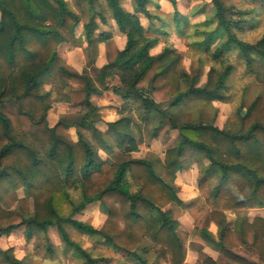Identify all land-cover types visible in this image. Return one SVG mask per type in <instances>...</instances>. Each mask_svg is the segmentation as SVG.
I'll return each mask as SVG.
<instances>
[{
	"label": "trees",
	"instance_id": "1",
	"mask_svg": "<svg viewBox=\"0 0 264 264\" xmlns=\"http://www.w3.org/2000/svg\"><path fill=\"white\" fill-rule=\"evenodd\" d=\"M77 1L92 4L95 0ZM131 1L133 10L129 13L120 0H106L126 43L98 73L102 90L92 80L63 70L68 82L65 86L72 87L70 83L75 82V89L84 91L85 113L78 120L62 116L49 125L51 92L42 90L43 80L59 61L57 51L62 44L73 51L70 42L77 36L79 19L64 0H0V236L24 227V237L29 240L56 228L83 264H96L68 237L64 230L67 225L83 236L100 238L107 248L122 253L133 264H148L150 250L165 264H188L190 234L173 219L172 210L182 205L174 185L175 174L183 167L181 159L186 151H191L208 161L204 173L216 179L206 200L208 212L191 235L217 255H208L195 264H264V218L256 216L249 221L247 212L264 208V92L249 104L243 116L237 112L240 123L236 132L195 122L184 114L183 106L226 101L225 83L232 67L227 66L216 80H212L214 71L210 70L202 87L194 88L193 81L181 88L184 75L179 71L180 54L168 46L158 54L149 53L158 42L157 36L149 35H167L168 27L185 24L176 1L164 0L171 7L167 14L170 19L154 0ZM211 3L213 16L204 26L215 23V27L204 33L202 40L188 44L215 61L236 50L247 73L264 86V28L254 43L242 42L232 30H244V22L228 16V6L222 0ZM149 6L160 13L152 14ZM95 15L104 21L95 9L83 28L93 53L110 37L108 33L95 36ZM138 15L149 21L146 28ZM177 33L190 37L179 29ZM107 78L120 84H108ZM102 91L137 103L138 129L123 115L125 107L118 120L105 124V133L97 129L101 120L91 99ZM162 101L169 102L168 108L163 109ZM142 123L152 126L151 137L166 124L168 133L176 137L163 160L154 154L144 159L132 157L138 152ZM68 127L90 131L98 149L80 132L73 141ZM105 136L112 137L114 144L106 142ZM99 151L105 154L104 159ZM19 190L22 197L17 194ZM92 203H99L106 217L102 224L74 219ZM226 211L235 215L231 226ZM210 224L217 227V242L208 231ZM10 252L0 251L7 264H26Z\"/></svg>",
	"mask_w": 264,
	"mask_h": 264
},
{
	"label": "rangeland",
	"instance_id": "2",
	"mask_svg": "<svg viewBox=\"0 0 264 264\" xmlns=\"http://www.w3.org/2000/svg\"><path fill=\"white\" fill-rule=\"evenodd\" d=\"M64 1L67 9L78 17L80 27L77 30V36L70 42V44L73 45V51L66 50V43L62 44L57 51L59 61L54 64L50 76L43 80L42 90L44 92H51L50 109L48 111L49 124L57 122L62 116H67L68 120L71 121L78 120L83 113H85L83 107L85 98L84 91L75 89L77 88V83L75 82L70 83L72 87L65 86L68 82L66 83V76L62 71L66 70L70 73L88 78L94 82V86L98 90H102V87L97 81V75L116 58L118 53L117 46L112 39L98 44L95 53L88 49L85 39L83 28L93 16V10H99L101 18L104 19V21H102L95 15L94 22L97 25V29L94 32L95 36L105 32L104 30L107 29L103 25H106L108 21H113L106 0H95L92 4L82 3L77 0ZM159 1L160 0H154L160 7L159 11L167 15L170 11L167 10L168 8L166 6L162 7ZM175 1L180 15L186 20L185 24L180 27L177 25L168 27L166 30L167 35H159L157 33L149 35L154 38L157 36L158 38V42L155 46L156 53L151 51L152 49L149 53L153 52L150 53L151 55L158 54L164 47L168 46L175 49L177 53L180 54L179 71L184 75L183 82L181 83V88L183 89L189 87L193 81L194 88L202 87L207 84V77L210 70L214 71L212 80H216L227 66H231L232 70L225 83L226 87L224 94L226 101H214L210 104L192 102L183 106V112L184 114H189L195 122L212 124L218 128L220 127V129L236 132L239 129L240 123L237 112L243 116L249 104L256 97L263 95L264 86L258 83L253 75L247 73L245 63L240 59V55L236 50L223 55L221 59L215 61L207 56V54L195 50L188 44L190 41L196 43L202 40L204 38V33L209 32L215 27V23L204 26L205 22L213 16L211 0ZM222 1L228 6L229 10L226 12L228 16H232L233 20L244 22V30H232L236 38L245 43H254L260 37L264 28V0ZM120 3L124 11L129 13L132 12L133 3L131 0H120ZM147 8L152 14L160 13L152 6ZM167 16V19H170V16ZM139 17L143 18L141 22L143 25H141L146 28L149 25V21L141 15H138V18ZM155 25L157 27L160 26L159 23ZM178 29L183 32V35H189L190 37L178 36ZM225 38L226 36L223 37V39ZM92 54H95V58H93ZM60 69L61 72L59 71ZM109 71L111 70L105 69V72ZM106 81L108 84H120L116 79L107 78ZM103 92H106L108 95L106 97L97 98L98 102L100 100L99 105L101 106L98 111L101 108H114L113 110L118 113L125 107L123 115L133 120V124L135 125L133 126L137 127V125L141 123L136 115L137 103L135 101L130 100L129 102H125L113 95L111 91H102L101 94ZM93 104L96 105L97 103ZM168 106V101H162L163 109L168 108ZM7 109L10 111L8 106ZM98 114L102 117V114L99 112ZM96 126L102 133L106 132L105 124L98 123ZM139 128L141 130V136L137 138L139 150L133 153L132 157L144 159L149 158L150 154H154L159 159L163 160L165 151L176 143V137L167 132L168 125L166 124L164 127L160 128L156 132L155 137H151L152 126H146L142 123ZM67 131L68 134L73 137V140L75 139V134L80 132L83 138L91 143L95 149H98L97 142L92 137L90 131L78 129L77 127H68ZM104 138L109 144H114L112 137L105 136ZM99 154L101 157H105L104 153ZM181 161L183 167L179 171L183 170V175L187 176V181L198 190V192H194V194L187 193L186 195H182L175 185L179 171L175 174L174 185L178 191L179 198L185 202H182L181 206H174L172 213L173 219L182 224L190 234L188 239V253V251H191L190 249L196 250L198 247L203 248L202 241L191 234L199 219L208 212L209 208L206 200L209 198L212 187L216 184V179L208 178L205 175L204 170L208 166V161L200 154L186 151ZM70 194L73 198L77 197L76 193L70 192ZM99 206L100 205L97 203V205L95 204L93 207H89L86 212L83 210L81 213L75 215L74 219L93 225L102 224L106 217L100 212ZM184 206L185 208H183ZM261 214L264 215V210L261 211ZM227 217L231 218V215H227ZM64 230L72 241L78 243L83 250L91 255L96 264H133L127 262L126 256L122 253H116L110 248H107L98 237L90 238L88 236H83L67 225H64ZM5 237L7 236H0V251L4 252L10 249V255L14 257V249L10 246L14 244L24 246L26 251L23 260L26 264H83V260L77 256L76 251L68 248L61 240L56 228H49L45 234H36L31 239L24 241V244L23 241H21V235H19L18 238L16 237V242L14 240L12 243L6 240ZM147 257L149 258L150 264L163 262L157 258L152 250H150ZM0 264H7L1 254Z\"/></svg>",
	"mask_w": 264,
	"mask_h": 264
},
{
	"label": "crops",
	"instance_id": "3",
	"mask_svg": "<svg viewBox=\"0 0 264 264\" xmlns=\"http://www.w3.org/2000/svg\"><path fill=\"white\" fill-rule=\"evenodd\" d=\"M159 4L162 7L166 6L168 8L167 9L168 11L171 10L170 5L166 1L160 0L159 1ZM139 20H140V23H141L143 21V18L139 17ZM103 26L106 27V29H107V30H104L105 32H103V33H108L110 35V37L105 42L110 41L112 39V41L114 42V44L117 46L118 51L122 50L124 48V46H125L126 39H125V36L118 31V28H117L115 22L114 21H110V22L108 21L107 24L106 25H103ZM151 51H153L154 53H156L155 47ZM153 52H150V53H153ZM107 95L108 94L106 92H103L100 95L93 96L91 100H92L93 103H97L96 106H98V109H99L101 107L99 105L100 100L98 102L97 101V98L98 97H106ZM113 109L114 108H111V109L101 108L99 111L97 110L100 114H102V117L100 116L101 123H99V124L112 123V122L118 120V115H120V111L118 113H116V111H114ZM54 123H56V122H54ZM54 123L49 124V125H53ZM214 127L218 128L217 126H214ZM97 129H98V127H97ZM218 129H220V127ZM71 138L73 140V137H71ZM76 140H77V135L75 134V139L73 141H76ZM138 150H139V148H138ZM99 153H102V152H99ZM99 156H100V154H99ZM101 158L104 159L105 157L104 158L101 157ZM183 174H184L183 170L182 171H179L178 174H177L178 177H177V179L175 181V185H176L177 189L179 190V192L182 193V195L183 194L186 195L187 193H193L194 194V192L197 193L198 192L197 188H194L193 185L190 184L187 181V176H184ZM184 181H185V183H184ZM19 193H20V195H19ZM17 194H18L19 197H22L23 196L21 190H19L17 192ZM181 201L182 202H185L184 200H181ZM95 204L97 205V203H92L90 205H87L86 208H85V212L88 210L89 207H91V206L93 207ZM183 208H185V206ZM262 210H264V208H261V209H256V208L249 209L247 211L248 212V215H249L248 216V220L249 221H252L254 219V217H256V216H260V217H263L264 218V215L261 214V211ZM227 215H231V218H228ZM225 217L227 219L228 224L231 226L233 224V222H234V219H235L234 213L232 211H227V212H225ZM177 223L179 225L183 226L179 222H177ZM24 231H25V228L24 227H20V228H18L16 230L12 231L9 235H6L7 237H5V239L8 240V241H10L11 243L14 240L16 242V240H17L16 237L18 238V236L21 235V241H23V244H24V241H26V239L23 236L24 235ZM208 231L214 237L215 242H217V240H218L217 239V227L214 224H210ZM200 241H202V240H200ZM201 243H203L202 244L203 245V248L202 247H200V248L198 247L196 250L190 249L191 251H188V253L186 255V261H185L186 263H188V264H194L197 260H202L205 257H207L208 255H211V256H216L217 255V251H215L212 248H210L205 242L202 241ZM14 245H16V246H14ZM14 245L10 246L11 248L14 249V255H15L14 257L16 259H18V260H23L25 258L24 257L25 256L24 254H25V251H26L25 250V247L24 246H20L19 244H14ZM127 262L132 263L131 261H127ZM148 264H150V262ZM158 264H165V263L159 262Z\"/></svg>",
	"mask_w": 264,
	"mask_h": 264
}]
</instances>
